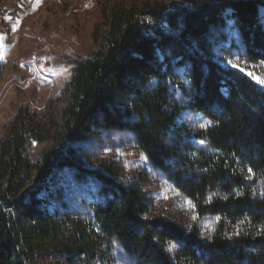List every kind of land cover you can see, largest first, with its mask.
<instances>
[{
	"label": "trees",
	"instance_id": "1",
	"mask_svg": "<svg viewBox=\"0 0 264 264\" xmlns=\"http://www.w3.org/2000/svg\"><path fill=\"white\" fill-rule=\"evenodd\" d=\"M111 4L98 48L72 69L61 122L20 110L0 140V264H264V90L240 71H264V0ZM123 131L190 204V225L152 217L120 162L87 168L78 143ZM48 140L39 161L25 158Z\"/></svg>",
	"mask_w": 264,
	"mask_h": 264
},
{
	"label": "rangeland",
	"instance_id": "2",
	"mask_svg": "<svg viewBox=\"0 0 264 264\" xmlns=\"http://www.w3.org/2000/svg\"><path fill=\"white\" fill-rule=\"evenodd\" d=\"M115 1L119 0H0V64L3 67L0 140L20 110L39 118L50 112L58 123L61 122L62 111L69 100L67 85L75 62L91 57L98 48L100 38L107 31L102 11H107ZM164 1L174 8L199 0ZM240 71L264 90V71L260 66L241 64ZM183 118L193 129L203 126V120L196 115L186 114ZM53 145V140L33 144L24 156L36 163ZM77 147L84 152L87 168L120 162L125 174L135 178L150 198L152 217L169 218L182 225H190L193 221L190 204L160 174L149 168L143 155L136 152L128 132L96 133ZM54 177L58 179L57 185L66 189L72 203L81 198L80 193L74 192L72 178L66 171H58ZM35 180L36 174H33L28 189L34 188ZM51 188V181H48L43 184L42 191L47 194Z\"/></svg>",
	"mask_w": 264,
	"mask_h": 264
}]
</instances>
